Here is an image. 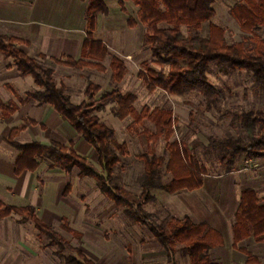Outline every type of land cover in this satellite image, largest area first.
I'll use <instances>...</instances> for the list:
<instances>
[{
  "label": "trees",
  "instance_id": "16d2710c",
  "mask_svg": "<svg viewBox=\"0 0 264 264\" xmlns=\"http://www.w3.org/2000/svg\"><path fill=\"white\" fill-rule=\"evenodd\" d=\"M83 1L86 2V39L82 44L80 57L52 59V62L75 70L92 69L104 72L102 63L110 56V80L118 82L126 71L124 63L117 56L111 55L104 43L93 38L96 15L108 14L104 0ZM126 1H130L137 8L139 22L147 29L143 34V45L149 49L152 59L161 69L158 72H139L138 77L149 91L160 89L174 97L198 94L205 109L209 110L217 106L224 97L223 91L212 85L207 78L211 64L220 67L222 74L226 71H245L251 75L255 87L264 89V39L254 38L255 31L264 27V0H239L231 8V17L240 31L252 37L249 44L241 41L231 45L225 43L224 30L210 23L215 16L212 7L215 0H120L121 10H124ZM204 23H208L206 37L200 33ZM135 26L136 22L129 17L127 27L132 29ZM181 27L188 28L191 33L185 35ZM18 44L28 45L20 39L0 35V53L12 58L19 75L30 76L37 86L36 90L26 92L24 98L18 100V104L25 105L33 101L39 105L51 106L94 149L98 157L99 171L88 159L75 151L72 142L67 146L56 142L49 145L39 142L19 144L15 139L27 126L45 128L26 119L24 126L12 128L5 139L6 144L18 152L14 162V175L33 173L40 163H46L49 169L59 168L65 173L76 168L79 178L88 177L96 181L99 192L113 203L114 208H126L124 212L128 218L148 228L166 252L169 264H177L175 255L178 252L187 256L188 264H220L211 261L209 252L222 247L223 238L207 223L195 224L188 216H183L172 218L165 227H160L152 223L142 209L143 205L154 200L151 189L157 188L170 195L180 191L194 192L203 186V177L208 175L206 167L199 163L190 149L177 141H170L174 133L171 111L144 107L137 112L133 107L135 95L118 90L98 95L101 87L91 82L85 85L83 101L73 104L63 85L57 86L53 70L29 57ZM38 57L45 59L42 54ZM143 66L146 67L147 64L144 62ZM164 68L167 69L166 72L162 70ZM110 105H114L111 115L119 121L130 118L131 125L135 126H142L145 121L151 122L155 132L148 136L149 143L163 137L168 154L164 168L170 175L166 184L155 182V176L164 159L156 157L149 148L139 157L144 168V183L139 195H132L124 188L113 185L114 168L120 164V158L127 155V146L112 140V130L92 115L103 112ZM17 110V104L9 102L5 105L0 102L2 119L10 118ZM225 116H232L238 121L245 139H208L206 147L219 152L218 159L223 174L233 172L239 159L245 162L264 161V110L227 113ZM141 132L147 135L145 129ZM70 191L71 186L67 184L62 195L66 197ZM11 215L19 216V223L30 221L40 234L50 239L59 252L67 251L71 254L63 258L64 264H95L80 249L70 246L51 226L43 223L34 207H13L0 201V220ZM60 228L77 240L82 238L80 232L68 227L65 217L61 218ZM231 233V247L245 256L244 264H264L254 254L237 247L238 243L249 238L256 244L264 242V204L254 190L245 189L240 192Z\"/></svg>",
  "mask_w": 264,
  "mask_h": 264
},
{
  "label": "rangeland",
  "instance_id": "374dc122",
  "mask_svg": "<svg viewBox=\"0 0 264 264\" xmlns=\"http://www.w3.org/2000/svg\"><path fill=\"white\" fill-rule=\"evenodd\" d=\"M238 2L239 0H215L212 6L215 16L210 23L224 30V40L227 45L241 41L249 44V40L252 39L250 35L240 31L238 24L231 17L230 10ZM124 6L128 17L136 22L134 30L124 27L125 24L120 25L118 22L116 24L117 16L110 6L109 16L102 17L100 20V24L103 23L97 35L107 39L110 54L117 56L124 63L126 71L121 79L118 82L110 80V56L102 63L104 72L71 69L73 76L68 78L63 74H56L55 79L63 82L67 90L65 93L73 104L83 101L82 91L84 92L86 83L91 82L101 87L99 94L118 90L121 93L135 95L136 101L133 107L137 112L144 107L150 110L155 108L170 110L174 121V133L170 141H177L190 149L191 154L206 167L208 175L203 177V186L194 192L181 191L170 195L157 188L151 189L150 193L154 200L142 206L143 212L149 216L152 223L160 227H165L172 218L183 216H188L195 224L207 223L223 238V246L209 252L211 261L220 264H244L245 256L231 247L233 216L242 190H254L264 204V161L245 162L239 159L233 172L223 174V168L218 159L219 152L208 149L206 146L210 137L245 139L238 121L225 114L264 110V89L255 87L251 75L245 71H226L222 74L220 67L211 64L207 78L212 85L223 91L224 97L217 106L209 110L205 109L203 100L198 94L174 97L160 89L149 91L146 84L138 77L139 72L146 70L158 72L161 69L152 59L149 49L143 45V34L147 32V29L139 22L137 8L130 1H126ZM107 20L113 21L114 31L106 30ZM160 27H166V25H160ZM180 29L185 35L191 33L188 28ZM200 33L203 37L207 36L208 23L202 25ZM254 38L264 39V27L255 31ZM135 42H138L137 49L130 57L124 58L125 54L122 53L126 52L130 46H135ZM56 55L57 53L54 54ZM3 59L5 57L0 53V61ZM8 60L13 62L12 58ZM35 60L45 68L52 67L54 64L52 61V63L43 62L36 56ZM144 62L147 64L146 67L143 66ZM162 70L167 71L166 68ZM1 79H5L9 86L8 88L2 86L0 81V102L6 105L10 101L18 106V112L10 119L0 118V135H4L14 127L24 126L26 119L38 120L41 111L30 105L22 107L23 105L18 104V100L24 98L26 92L34 90L29 79L20 76L15 68L12 72L5 73ZM113 109L114 105H110L105 113H92L112 130V140L127 146V155L121 157L120 164L114 168L113 185L124 188L132 195H139L144 183L143 162L139 157L149 148L156 157L164 159L163 165L155 176V182L160 185L166 184L170 180V175L164 168L168 154L163 137L149 143L148 136L155 132L151 122L145 121L142 126H135L131 125L130 118L119 121L111 115ZM28 127L16 137L15 140L19 144L52 139L51 134H39L38 128ZM142 129L147 131V135L141 132ZM15 154L17 151L14 148L0 140V156L2 157H0L2 177L0 200L6 194L4 189L8 186L7 183H11L7 176L13 165ZM89 161L93 163L92 160ZM97 168L95 169L98 170ZM65 180L61 191H64L67 184L73 186V190L71 188V194L69 193L66 197L61 195L59 200L61 202L65 200L69 205L65 203L67 205L65 207L61 203L58 204L57 199L55 201L57 187L55 184H49L45 188L50 204L46 207L48 213L44 210L37 215L70 246L80 249L95 264H169L166 252L148 228L128 218L124 212L126 208H114L113 203L99 192L94 179L79 178L78 170L74 168ZM2 202L21 207L17 202L6 198ZM62 217L67 219L69 228L82 234L80 240L60 228ZM20 220L21 218L16 215L0 220V264H64L63 258L71 254L67 251L59 252L50 239L40 234L30 221L19 223ZM237 247L246 249L264 263V242L256 244L252 238H249L238 243ZM175 261L177 264H188L187 256L180 252L175 255Z\"/></svg>",
  "mask_w": 264,
  "mask_h": 264
},
{
  "label": "crops",
  "instance_id": "0c3cea01",
  "mask_svg": "<svg viewBox=\"0 0 264 264\" xmlns=\"http://www.w3.org/2000/svg\"><path fill=\"white\" fill-rule=\"evenodd\" d=\"M119 1L120 0H104L108 14L106 16L102 14L96 15L93 38L96 41L104 43L106 47L108 42L107 39L97 37V35L99 31H101L100 25L103 23L102 22L100 24V20L102 17L109 16L110 6L117 16V19H114L116 24L117 22L120 25L125 24L124 27L131 31H133L136 27L135 26L132 29L127 27V20L129 18L128 13L126 12L125 6L124 10H121ZM85 8L86 2L83 0H0V35L17 38L27 42L28 45L18 44V46L30 57L34 56V58L32 57L33 59H35V56L37 58L39 54L45 56V59H40L38 57L39 60H42L43 62L48 61L49 63H52V59H63L66 57L78 59L81 54L82 44L86 39ZM106 25L107 31L115 30V25L112 20H107ZM137 47L138 42L135 46H130L126 52L122 53L125 54L124 58L130 57ZM55 53H57L56 56H54ZM8 59L9 58L5 57V59L0 61V79L5 75V73L12 72L15 68L13 62H10ZM48 68L53 70L54 76H56V74H63L64 77L68 78L73 76L71 68L68 67L53 64L52 67ZM97 73L99 72L97 71ZM24 79H29L28 81L33 84V89H37V86L34 84V81L30 76H26ZM0 81L2 86L8 88L9 85L5 79H1ZM55 82L57 86L64 85L63 82L56 81V79ZM66 91L67 90L65 89V92ZM9 102L10 101L7 103ZM28 105L36 107L41 111L38 120H30H33L39 125H43L45 127L44 129H41L39 126H29L31 127L30 129L38 128L39 134L48 135L49 133L52 135V139H49V141H41L39 143L49 145L51 142H56L60 145L67 146L70 142H72L74 144L75 151L86 159L92 160L94 163V165L93 163L92 165L95 168L98 167L97 171H99L96 152L87 142L75 133L67 120L60 116L49 105H39L31 101L22 107ZM106 109L103 112L95 114L105 113ZM10 130L8 133L5 132L4 135H0L1 141H5ZM26 130L27 129L24 131ZM17 156L18 152L13 156V165L11 166L7 176L11 180V183H7L8 186L4 189L6 194L2 197V200L4 198L13 200L14 202L20 204L21 207L32 206L35 208L36 214H39L44 210L48 213V211H46L48 208L46 209V207L50 206V204L48 202L49 198L45 188L49 184H55L57 187L56 197L54 198L55 201L57 199V203H61L62 206H64L65 203L69 205V203L65 202V200H62L64 203L61 202L59 198L63 194L61 189L63 188L66 182L65 179L70 172L65 173L59 168L49 169L46 163H40L35 172H24L20 176H15L14 162ZM71 171H73V169ZM0 180H2L1 174ZM71 188L73 190V186H71ZM10 206L18 207V205ZM66 206L67 205H65V207Z\"/></svg>",
  "mask_w": 264,
  "mask_h": 264
}]
</instances>
